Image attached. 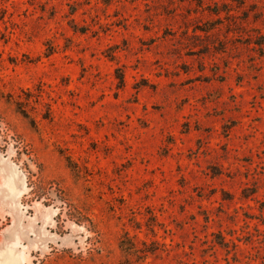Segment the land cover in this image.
Here are the masks:
<instances>
[{"label":"rangeland","instance_id":"1","mask_svg":"<svg viewBox=\"0 0 264 264\" xmlns=\"http://www.w3.org/2000/svg\"><path fill=\"white\" fill-rule=\"evenodd\" d=\"M0 264H264V0H0Z\"/></svg>","mask_w":264,"mask_h":264},{"label":"trees","instance_id":"2","mask_svg":"<svg viewBox=\"0 0 264 264\" xmlns=\"http://www.w3.org/2000/svg\"><path fill=\"white\" fill-rule=\"evenodd\" d=\"M123 244H124V242H122V247H123Z\"/></svg>","mask_w":264,"mask_h":264}]
</instances>
